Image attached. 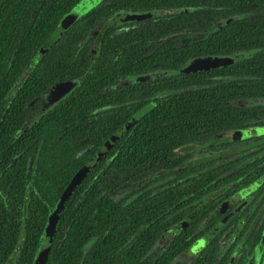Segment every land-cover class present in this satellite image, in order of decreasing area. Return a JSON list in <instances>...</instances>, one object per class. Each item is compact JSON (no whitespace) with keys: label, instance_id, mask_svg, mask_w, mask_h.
Here are the masks:
<instances>
[{"label":"trees","instance_id":"trees-1","mask_svg":"<svg viewBox=\"0 0 264 264\" xmlns=\"http://www.w3.org/2000/svg\"><path fill=\"white\" fill-rule=\"evenodd\" d=\"M84 1L0 0V264L34 263L106 142L47 264H247L264 239V0H97L54 38Z\"/></svg>","mask_w":264,"mask_h":264},{"label":"water","instance_id":"water-1","mask_svg":"<svg viewBox=\"0 0 264 264\" xmlns=\"http://www.w3.org/2000/svg\"><path fill=\"white\" fill-rule=\"evenodd\" d=\"M174 11H156L152 13H147L140 16V19H149L155 17H162L165 15L172 14ZM240 57H230V58H217V59H196L193 60L186 68L188 72H201L207 71L219 67L229 66L238 61ZM73 85H59L57 90L62 91L66 89L67 91L72 88ZM63 93V92H62ZM112 142H106L71 178L67 187L63 190L59 199L57 200L51 215L48 219V225L45 229V235L42 240V248L40 249L36 259L33 264H47L48 255L50 252L53 237L56 232V227L60 219L61 212L63 210L64 204L67 199L74 191L75 187L87 176V174L103 159L106 153L110 150ZM250 264H255L250 262Z\"/></svg>","mask_w":264,"mask_h":264},{"label":"rangeland","instance_id":"rangeland-1","mask_svg":"<svg viewBox=\"0 0 264 264\" xmlns=\"http://www.w3.org/2000/svg\"><path fill=\"white\" fill-rule=\"evenodd\" d=\"M85 3H81L79 4L71 13H69L58 25L57 31L54 34V38L62 35L65 31V26L69 25L74 18L80 17L82 16L89 8L92 4H95L97 2V0H85ZM50 43V41H49ZM59 85L56 87L58 88ZM58 99V96L51 93V96L48 98L47 103H46V109L51 108L54 104H56ZM257 135H261V129H247V130H242V131H235L232 133H227L224 134L222 139H232V140H239V139H243V138H247V137H251V136H257ZM227 136V138H226ZM195 154H199V150L195 149ZM232 204H234V202H231ZM172 232L169 233V235H171ZM204 241H202L196 248H194L192 251L194 250H198L199 248H201L204 245ZM194 254V253H193ZM191 254L189 253V256Z\"/></svg>","mask_w":264,"mask_h":264},{"label":"flooded vegetation","instance_id":"flooded-vegetation-1","mask_svg":"<svg viewBox=\"0 0 264 264\" xmlns=\"http://www.w3.org/2000/svg\"><path fill=\"white\" fill-rule=\"evenodd\" d=\"M86 1H84L83 3H85ZM156 12V11H155ZM150 13H152V12H150ZM147 14V13H146ZM144 15V14H143ZM140 16H142V15H140ZM78 18V17H77ZM77 18H74L72 21H70L71 23L69 24V25H66L65 26V30H67L71 25H72V23H73V21H75ZM154 18V17H153ZM155 18H157V17H155ZM150 19V18H149ZM63 92V93H62ZM68 91L66 90V89H62V91H59V90H57V88H55L53 91H52V93L53 94H55V95H57L58 97L60 96H63L65 93H67ZM58 100V99H57ZM244 199V195H237L236 196V198L233 200V202H234V204H236V203H238V202H241L242 200ZM234 204H232L231 203V205H234ZM202 241H204V240H201V241H198L197 242V244H195V246L191 249V251H190V254H193V253H195L196 251H197V249L196 250H194V251H192L194 248H196ZM257 252H258V254H257V256L256 255H251V257H250V259H249V261L247 262V264H250V262H253V263H255V264H264V239H263V241H262V243L260 244V246L258 247V249H257Z\"/></svg>","mask_w":264,"mask_h":264}]
</instances>
